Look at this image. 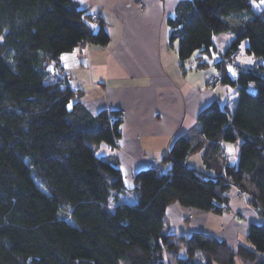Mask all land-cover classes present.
Listing matches in <instances>:
<instances>
[{"label": "trees", "instance_id": "obj_1", "mask_svg": "<svg viewBox=\"0 0 264 264\" xmlns=\"http://www.w3.org/2000/svg\"><path fill=\"white\" fill-rule=\"evenodd\" d=\"M260 1L179 2L168 24L182 61L212 54L220 33L234 37L225 53L247 41L245 54L257 60L239 63L234 74L217 59L223 82L238 92L236 108L217 100L206 106L197 119L201 137H177L164 156L171 169H141L130 187L93 147L116 145L120 111L93 114L60 66L62 55L85 42L107 45L105 22L77 0H0V264H167L164 248L174 238L179 242L169 249L178 264H200L197 251L207 264H234L237 254L252 262L264 253V223L250 225L255 250L205 231L167 230L169 205L220 214L231 185L264 216V8L254 9ZM239 140V160L229 163L223 142ZM204 148L215 174L185 162Z\"/></svg>", "mask_w": 264, "mask_h": 264}, {"label": "crops", "instance_id": "obj_2", "mask_svg": "<svg viewBox=\"0 0 264 264\" xmlns=\"http://www.w3.org/2000/svg\"><path fill=\"white\" fill-rule=\"evenodd\" d=\"M181 1L77 0L81 7L105 22L111 40L107 45L85 42L60 59L63 75L93 114L102 109L124 113L122 136L116 145L101 142L93 147L98 156L123 171L130 187L133 176L141 169L153 165L164 171L171 169L172 162L164 161V156L177 137L191 135L194 142L201 137L197 119L206 106L216 100L232 111L237 106L238 92L234 86L225 82L215 88L208 85L209 77L219 71L214 51L228 50L234 38L231 33L214 36L212 54L198 53L188 61L180 59L177 41L170 44L168 19L176 15ZM258 3L262 10L264 0ZM254 9L261 11L255 6ZM242 45L246 47L247 41ZM256 60L245 54L239 63L249 66ZM239 145V142L234 145L223 142L229 163L238 162ZM205 151L206 148L195 152L201 154L202 166L192 164L195 153L185 162L215 174V169L204 160ZM226 194L228 204L220 214L180 202L169 205L168 232L180 235L205 231L236 249L245 246L255 250L248 237L250 225L264 223V216L253 207L249 197L239 195L233 185ZM129 199L133 201L130 196ZM178 242V238H174L165 246L167 264H178L169 249ZM180 252L184 256L185 248ZM194 258L200 264L208 262L202 251H197ZM258 260H264V253H258V259L252 262L237 254L234 264H256Z\"/></svg>", "mask_w": 264, "mask_h": 264}, {"label": "built area", "instance_id": "obj_3", "mask_svg": "<svg viewBox=\"0 0 264 264\" xmlns=\"http://www.w3.org/2000/svg\"><path fill=\"white\" fill-rule=\"evenodd\" d=\"M244 54H245V48L243 46H240L228 53H225L220 50L215 52L216 58L220 60L225 66L231 68L234 74H237L239 72V65H240L239 59ZM208 82L211 85V87L221 84L223 82V71L221 70L219 74L210 76L208 79ZM223 156H227V153L225 150L223 151ZM234 188L236 189L239 195L243 197H246L248 195L245 190L235 185H234Z\"/></svg>", "mask_w": 264, "mask_h": 264}, {"label": "rangeland", "instance_id": "obj_4", "mask_svg": "<svg viewBox=\"0 0 264 264\" xmlns=\"http://www.w3.org/2000/svg\"><path fill=\"white\" fill-rule=\"evenodd\" d=\"M258 2H255L254 3V6H255V8L256 9H258V10H261V4H259ZM98 18V15L97 14H93V19H97ZM221 70L219 69V71H218V73H216V74H219V72H220ZM62 74H63V72H62ZM215 74V75H216ZM223 83V82H222ZM221 83V84H222ZM208 85H209V87H211V85L209 84V82H208ZM220 85V84H219ZM218 86V85H217ZM216 86H214V87H211V88H215ZM118 117L119 118H121L122 120L124 119V113L123 112H120L119 114H118ZM118 141V140H117ZM239 142V144L241 143V140H239L238 141ZM231 145H234L235 144V142H229ZM223 146V145H222ZM240 146V145H239ZM232 151V150H231ZM231 151H230V153H231ZM195 156H193V158H192V164H199L200 163V165H198V166H202V162H201V154H198V153H195L194 154ZM193 159H194V163H193ZM191 167H194V166H191ZM195 168H197V169H199V170H202V171H205L206 169L204 168V169H200V168H203V167H200V168H198V167H195ZM206 172V171H205ZM234 186V185H233ZM248 196V195H247ZM246 196V197H247ZM130 199H129V196L127 197V198H125V200L124 201H129ZM67 209H68V211H70V208H68L67 207Z\"/></svg>", "mask_w": 264, "mask_h": 264}]
</instances>
